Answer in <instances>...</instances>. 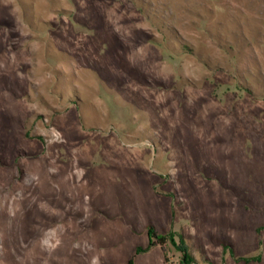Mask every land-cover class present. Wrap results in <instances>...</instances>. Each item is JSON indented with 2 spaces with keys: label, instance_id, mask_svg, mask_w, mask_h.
<instances>
[{
  "label": "rangeland",
  "instance_id": "374dc122",
  "mask_svg": "<svg viewBox=\"0 0 264 264\" xmlns=\"http://www.w3.org/2000/svg\"><path fill=\"white\" fill-rule=\"evenodd\" d=\"M0 264H264V0H0Z\"/></svg>",
  "mask_w": 264,
  "mask_h": 264
},
{
  "label": "trees",
  "instance_id": "16d2710c",
  "mask_svg": "<svg viewBox=\"0 0 264 264\" xmlns=\"http://www.w3.org/2000/svg\"><path fill=\"white\" fill-rule=\"evenodd\" d=\"M156 238L158 239L160 244H164L165 243V238L163 236H157Z\"/></svg>",
  "mask_w": 264,
  "mask_h": 264
}]
</instances>
